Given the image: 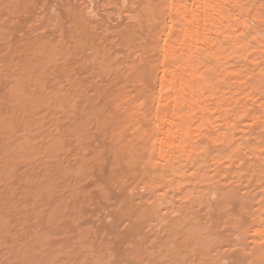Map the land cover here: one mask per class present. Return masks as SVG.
Returning a JSON list of instances; mask_svg holds the SVG:
<instances>
[{"label":"bare ground","instance_id":"1","mask_svg":"<svg viewBox=\"0 0 264 264\" xmlns=\"http://www.w3.org/2000/svg\"><path fill=\"white\" fill-rule=\"evenodd\" d=\"M99 4L96 5L95 0L93 5L95 9L93 10H96V6L98 7V14L101 15L100 22L106 25L109 29L107 31L114 32L112 36L118 38V43L114 44L116 40L113 42L112 39L100 42L101 40L105 41L102 36L98 37L101 39L99 41L96 40L97 37L94 38L93 34L94 37L89 36L88 25L85 30L84 23L87 18L84 19V16L86 17L83 15L86 12L84 8V10H80V12L83 11V14L79 13L80 17L74 22L75 28H77L75 31L82 33L75 42V50H79V45L83 46L84 41L86 45L91 43L89 47L90 50H93V54L89 53L88 56L92 57L93 55L94 59L92 60L100 63L103 71L115 74L114 76L118 79L114 89L118 93L126 92L132 95L137 93V96L139 94L141 102L132 105V101L130 104L137 110L134 109L135 114L129 106L135 116L133 114L131 116L132 112L130 113L127 107L129 104L125 108L128 109L130 114L127 113L131 118H137V121L133 119L134 123L136 122L138 125V123L144 124L143 122H145V126H147L140 125L145 130L141 129V133L136 132L139 134L137 137L135 131L132 130L133 135L135 134L134 138L136 137L139 143L140 139L143 140L142 145L135 144L139 149L137 147V150H132L135 147L134 143L132 144L131 136L133 135L130 131L134 127L127 125L129 123L126 118L129 116L126 113L127 110L123 112V116L124 113L127 116L122 120L123 116L120 117L122 122L120 126L118 124L120 128L118 130L127 133L124 130H127L128 127L130 135H122V137H126L123 139L127 146L124 147L126 153L123 152L119 155L124 164L123 170L121 169L123 164L119 161L122 166L119 164L118 170L114 165L111 166L117 170L118 174H114L116 172L114 170V173L110 172L109 178L107 173L103 174L107 177L106 180V177L103 178L105 184L108 180L107 185H112V188L115 185V187H120L119 190L121 189L119 195L114 196V192H112L114 201L110 196L109 199L112 202L108 200L109 203L105 202L106 204H104L108 209L110 208L109 214H106L108 215L107 219L113 217V221L111 220L108 225L109 222L106 224L107 219L105 220L103 216L100 215L101 218L99 216L97 218V220H101H99L100 223L105 221L104 225L108 226H104L107 228L105 230L108 231L110 226L108 232L112 233V237L115 238L114 245L110 248L111 252H105L107 246L100 252L105 253L104 255L107 257L103 255V258H106L107 264L108 260L110 264H156L157 261L159 264L164 261L166 264H170L173 259L177 260L178 264H264V0H101ZM114 28L116 30H113ZM117 44L121 47L118 48ZM53 49H50L51 53L48 58H51L50 61L54 56L60 55L57 48ZM56 59H60V57ZM84 60L86 61V59ZM98 63L97 65L93 64L97 66L93 67L98 68L96 74L101 71ZM7 65H5L6 68L4 66V70L9 76V81H6L5 94L1 96L0 102L9 105L12 123L5 127L10 128L15 124L20 129L26 125L25 123H28L29 129V124L32 125L31 122H28V118L25 122L27 113L24 112V109L26 111L29 109V105L19 90L18 81L19 77L28 76L30 70L28 66L23 67L20 62L16 64L13 60H10ZM77 67L80 68V65L77 64ZM100 74L103 76V72ZM76 76L78 77V75ZM113 77L110 76L109 79ZM68 81L70 82L69 79ZM105 81L108 80L105 78ZM105 81L103 82L105 83ZM95 84L93 83V85ZM93 85H91L92 91L97 94L100 89L98 93L101 94L99 85ZM82 86L84 85L80 84V87ZM85 86L82 91L87 92V95L83 96L82 92L81 97L82 99L86 97L84 102L93 98L89 97L91 96L89 94L91 87L85 91L84 88H87ZM80 87L79 91L81 92ZM93 87L97 89L95 90ZM65 89H62L63 91L57 89L56 94L63 92L60 95L61 99L60 97L57 99L58 97L56 98L53 94L54 100H51L52 97L48 98L51 102L44 101L42 106H50L48 109L51 112V106H55V104L58 107L55 106L53 111L65 108L64 112H61L66 113L68 112L67 105L70 107L69 109L73 110L74 105L71 106V104L75 103V107L78 105L76 103L80 100V93L76 94L78 102H73L76 97L71 94L74 95L77 89L71 91V94L67 93L71 98L64 95ZM67 89L66 91H70ZM73 97L75 98L73 99ZM133 100L135 99L133 98ZM82 102L79 103L80 107L85 104L84 102L81 104ZM107 102L105 100L103 104H108ZM61 103L64 104L63 109ZM89 104L90 102L86 105L89 106ZM103 104L101 106V109L103 107L102 110H104H101L103 113L106 109L112 108L106 104L103 106ZM86 105L85 108L88 111ZM80 107L74 109L80 110V113L84 112V109L81 110ZM105 107L107 108L104 109ZM56 108L57 110H55ZM18 109L23 110L22 114L18 113ZM75 110L72 112L74 115L71 112H68V115L76 118L75 115L79 111L74 113ZM138 110L144 111L139 112ZM61 112L58 114H62ZM97 112L94 113L97 114ZM66 114L64 115L67 118ZM91 114L93 115V112ZM91 114L90 112L82 114L85 116L81 120L82 116L80 117L81 114L78 113L77 117L80 118L71 121H77L80 124L81 121L91 119ZM105 115L102 118L100 115V119H97L99 121L103 119L102 123H104L110 119L107 116L105 118ZM65 116L63 117L65 118ZM53 118L50 120L53 121ZM94 118H92L93 123L95 122ZM131 118H128L129 124L133 125ZM57 119L58 117L55 119L56 122ZM59 120L57 125L62 124L63 126ZM63 120L65 121V119ZM83 122L84 125L88 121ZM89 123L91 126L94 125L91 124V121L87 124L89 125ZM79 124L75 125L76 130L82 128L80 130L83 131L88 127L85 124L83 128L80 124L81 127L78 129ZM97 124L96 129L99 131L105 128L101 123ZM72 125V128L68 125L69 131L73 130L74 124L72 123ZM90 125L88 128L94 129ZM116 125L115 128H117ZM62 126H59V129ZM52 128L54 129V127ZM56 129H54L55 132L58 130ZM65 129L67 128L64 126L63 131L58 130L56 133L58 136H55V133L52 135L54 131L50 132L51 136L49 137H54L48 138V143L47 139L46 141L42 140L46 156L54 157L59 153L56 151L63 149L62 146L67 141L64 138L62 141L60 137L62 138L66 134L65 132H68ZM90 131L85 129L86 136H84V132L80 135L73 130L74 134L77 132V137H88L87 133L90 135L93 132ZM10 132L16 134L15 129H11ZM102 132L104 133V131ZM103 133L99 134L103 135ZM120 134H118V138L122 139ZM129 136L132 139L131 142L128 140ZM98 138L105 143L107 141L102 140V137ZM84 141H86L85 138L82 142ZM127 141L133 145L128 142L133 148L128 145ZM68 142L72 143V141ZM134 142L136 143V141ZM102 143L100 145L103 152L104 144L102 145ZM100 145L99 147H101ZM93 147L95 148V146ZM115 147L117 146L114 145ZM99 149L101 150V148ZM115 151L113 153L118 154V151L116 153ZM48 153L50 154L48 155ZM79 160L83 161V159ZM84 166L87 168L86 165ZM100 170L102 171L103 168ZM85 171L81 170L84 175H86ZM98 175L101 177L100 174ZM98 188L100 189V187ZM116 192L118 193V190ZM116 192L115 194H117ZM108 193L110 194V192ZM42 220L43 218L40 221ZM123 223H125L124 227ZM118 235L119 237H117ZM104 237L106 238V236ZM170 259L172 261L169 262ZM166 260L168 261L166 262ZM155 261L156 263H154ZM106 262L104 261V263Z\"/></svg>","mask_w":264,"mask_h":264},{"label":"rangeland","instance_id":"2","mask_svg":"<svg viewBox=\"0 0 264 264\" xmlns=\"http://www.w3.org/2000/svg\"><path fill=\"white\" fill-rule=\"evenodd\" d=\"M99 1L101 0H96V5L99 4ZM94 4H95V0H86L85 2L84 0H0V98L1 96L5 94L6 81L7 82L9 81L8 79L9 76L6 75L7 72L4 70L6 68L5 65L10 63V60L11 61L13 60L14 62H16V64H19L20 62V64L23 65V67L28 66V69L30 70L29 75L23 78L19 77L18 87H19V90L23 93L26 103L29 105V109H28L29 111L28 110L26 111V109H24V112L27 113V117H25L26 119L25 122L27 121V118H28V122H31V125H32L30 126L29 124V129L27 126L28 123H25L26 125H23L20 129H18L15 126V124L12 125L10 128H6L5 126H9L12 123V119L10 118L11 114L9 112L11 111V109L10 107H8L9 105H5V103L2 104L1 103L2 101L0 102L2 104V105L0 104V264H107L106 262L107 257L106 255H104L105 253H100V252H102L103 251L102 249L105 248L106 246H107L106 247L107 249L105 250V252L112 251L110 248L114 245L113 240H115V238L112 237L111 235L112 233L108 232L110 229V226H109L108 231L105 230V228L108 227L106 225L108 222H109L108 223L109 225L111 220L113 221V217H108L107 219L108 215L106 214H109L110 208L108 209V207L104 204L109 203L111 201V199L109 198L111 197L113 198V201H114L115 200L114 196L119 195L120 194L119 192H121L120 191L121 189L119 190L120 187L119 188L117 186L115 187V185H113L114 186L113 188L111 187L112 185L110 186L107 185L108 180L106 181V184L104 182L107 179V177L109 178L110 176L109 174L111 171L112 173L116 171L114 173L116 174L119 167L122 166L120 163L123 164V161L122 159L119 158V155L123 152L126 153V151H124V147H127L125 146L126 144H124L126 142L124 141L126 137L124 136H126L127 134L130 135V132L132 133L133 131H135L134 133L136 135L135 134L134 135L137 137L139 135L138 133H141L142 132L141 129H143V126H140V125L145 126L146 124L145 122L141 121L139 118V120L143 122L144 124L138 123L137 125L136 122L135 123L133 122L134 120L137 121V118L136 119H134V117L131 118L133 111H130V107H131L130 104H132V101H133L132 105H135L136 102H141L142 99L139 100L140 99L139 94L137 96V93H133V95L131 93H126V92L118 93L114 89L116 87L115 82L118 79L116 76H114L115 74L113 75V74H109L106 71H103L104 69L101 68L100 63L96 62L95 60H92L94 59L92 58L93 55L92 57L90 55L88 56L89 53L93 54V50L91 49L92 50L91 51L89 47V44L91 46V43H87L88 45H86V42L84 41L85 43L84 45L86 46L84 47L82 43L83 46L80 47L79 45V48L76 47L79 50L77 49L75 50V44H76L75 42L79 38V35H81L82 33H79V31L77 30H76L77 32L75 31V29L77 28H75L74 22L80 17L79 13L83 14V11L80 12V10H84V8L86 9V12L83 14V15H86V17L84 16V19L87 18L86 23H84L86 26L85 30H87V25H88V30L90 29V31H88L90 32V34L88 33L89 36L90 37L95 36L94 37L95 39L97 37L96 39L97 41H99L100 39L98 37L102 36L103 37L102 39H105V41H102L100 39L101 40L100 42H107L109 41V39L110 40L112 39L113 42L116 40L114 44L118 43L117 42L118 38L115 36L113 38L112 36L114 35V32H112V30H110V32L107 31L109 29L106 27V25L100 22L101 15L98 14L97 6H96V10H93L95 9L94 8L95 6H93ZM91 7L93 8L91 9ZM66 28L70 29L71 31L70 30L66 31L68 30ZM113 30H116V28H114ZM91 32H94L96 34L98 33V34L96 35ZM117 46H119L118 48L121 47L118 44ZM54 47L57 48V51H60L59 52L60 55L54 56V58L52 57L53 60L50 61L51 58L48 59L51 53L50 49L52 50ZM71 49H72V52H70ZM83 51L84 52L86 51V52L84 53ZM80 54H81V57H80ZM61 55H63V57H61ZM57 57L58 58L60 57V59H56ZM83 58L86 59V61ZM79 60L80 61L83 60V61L80 62ZM83 63L85 66H88L89 68L85 67ZM97 63L99 64L98 66H99V69L101 70L100 72L101 73L103 72V76L105 77H103L100 74V72H97L96 74V71H97L96 69L98 68H95L97 66L93 64L97 65ZM77 64L78 66L80 65V68L77 67ZM116 64L118 65L119 63H116ZM85 69L86 71H84ZM75 74L78 75V77ZM91 76H92V79H91ZM110 76L111 77L114 76L115 79L114 77L109 79ZM67 78L70 80V82L74 80L73 81L74 84L73 83L70 84ZM105 78L108 81H105ZM79 81H81L82 83ZM103 81H105V83ZM84 83L88 84V85L86 84L87 88H84L86 89L85 91H87L91 87V85H93V83L94 84L98 83L93 86L99 85L102 91L101 94L98 93L100 89L97 91V94H96V92L92 91V87H91L89 91V94L91 96L89 95L88 96L91 98L93 97V98L92 100L88 99L89 101L84 102L86 97H83L85 99L81 98L83 95L82 92L84 91L82 89L85 86ZM80 84L84 86L80 87ZM106 84H109V85H106ZM62 86L66 89L68 88L67 90H70V91H66L65 89L64 95L66 97L67 96L70 97L67 93L71 94V91H74V90L76 91V89H77V92L76 93L72 92L75 94L74 95L71 94V96L76 97V94L78 92L80 93V95L78 93V95L80 96L78 97L80 98V100L82 99V101L85 104L82 101H80L77 97L76 98L73 97V99L75 98V101L73 102H78L79 100V102L76 103L78 104L76 105L78 109L80 107L79 103L82 102L81 104H84V105L83 107H80V108L81 110L84 109V112L86 113L84 112L80 113L81 112L80 110L76 111L75 103L71 104V106L74 105V108H75V109L73 108V110H75L74 113L79 111L78 113L81 114L80 117L82 116L81 120H83V117L85 116V115L83 116L82 114H87V113L89 114V112L91 114V112H93V115L91 114V117L94 118V114L96 113V111H98L97 114H95L94 123L92 122L93 121L92 118L89 120L86 118L88 117V115H86L85 117L87 120L84 121V122L91 121V124H94L92 125L94 129L88 128L90 125V123L89 125L87 124L88 122L84 123L83 121H81L80 123V124H82V122L84 123V125L82 124L83 128L85 124L88 126L87 128H84V130L89 129V131L91 130L90 132L93 131L90 135L87 133L88 137H84L86 136L85 132L87 131L84 132V130L83 131L80 130L82 128H80L81 125L77 121L75 122L71 121L73 119L77 120V118H80V117H77L78 113L75 115L76 118H74V116L71 117L74 114L72 113L73 110L69 109L70 107L68 105L67 106L65 105V106L68 107L66 110L69 113L71 112L72 115L70 116L68 115L69 114L68 112H66L67 114L62 113L64 112V109H65V108L63 109V105H64L62 104L63 102L61 103L62 104L61 108L63 110L59 111V108H58L59 112L53 111L54 110L53 108H55L56 106L55 103H53L55 104V106L54 105L51 106L52 112L50 109H48L50 108V106L48 107L47 105H45V107L42 106L43 105L42 103H44V101L51 102V100H54L53 98L55 97L56 98L58 97L57 99H59L60 95L63 92L57 93V94L56 92H57V89L58 91H61L62 89H64ZM79 87H80L81 92L79 91ZM93 88L96 90L98 86L97 88L95 87ZM83 93H84L83 96L87 95L86 94L87 92H83ZM103 93H104V96H102ZM53 94H55V97H52ZM64 95H63V98H65ZM51 97L52 99L51 100L49 99L50 100L49 101L48 98H51ZM133 98L135 100H133ZM105 100L108 101L107 102L108 104L106 103L105 104L108 105L109 107L111 106L112 108L106 109L108 106L105 107L104 109L106 110H105V113H103L101 112V110L103 109V107L101 109V106L105 102ZM101 101H104V102H101ZM88 102H90L89 106L86 105L88 104ZM19 104L20 103H18V106H20ZM98 104H99V109H98ZM105 104H103V106H105ZM85 105L86 107H88V111L89 109H91L90 106L92 105L93 110L91 109L92 111L90 110L88 112L87 108H85ZM126 105L130 113L132 112L131 116L129 115L130 113L128 109L125 108ZM114 107L115 109H113ZM134 109H135L134 107H131V110H134ZM20 110L21 112H19ZM20 110L18 109V113L22 114L23 110L22 109ZM55 110H57V108ZM107 110L109 111V113ZM135 110H134V114L137 111ZM125 111L126 113L127 112L129 113V114L127 113L129 115L128 117H126L127 116L126 113H124L125 115L123 116V112ZM140 111L143 112L144 110H140ZM60 112L63 115L58 114ZM99 112H100L101 118L102 116L104 117V115L106 114L105 118L106 116L108 118L110 117L111 121L110 119H107V120L105 119L106 120L105 121L106 123L104 122L105 124L102 123L103 119L99 121L97 119L100 116ZM64 114L67 115V118L70 117L69 118L70 120L67 119ZM111 114L113 117L111 116ZM55 115H57L56 118L58 117L57 122L60 119L59 122L63 123V126L62 124L59 125V126H62L60 127L61 129H59V126L57 125V122L55 121L56 119ZM121 115L123 117H121ZM63 116H65V118ZM117 116L119 117L117 118ZM51 117L53 118V121L50 120L52 119ZM120 117H121V120L124 117H126L129 123H130L129 119L131 118V121L134 124L132 125V124L127 123V125L133 126L134 129H131L130 131L129 130L130 128L127 127V130H124V132H127V133L120 132V130H118L120 129L118 127V124L120 126V123L122 122L120 121ZM61 118L65 119V121ZM66 120L70 121L71 123L70 122L68 123ZM98 121L99 123H101L102 127L103 126L105 127L104 129L101 130L102 127L100 126L101 131L96 129L97 128L96 124L98 123ZM76 122L77 124H79L78 129L80 128L79 129L80 131L76 130V127H75V125L77 126V124H75ZM72 123L74 124V128H73L74 131H77V132L79 131L78 134L84 132V134L82 133L84 135L83 137L82 136L77 137L76 136L77 132H75L74 134L72 129H71L72 131L68 130V125L69 127L72 128L73 126ZM99 123L97 125H99ZM113 123H114V126L112 125ZM115 125L117 126V128H115ZM134 125L135 126L137 125V126L135 127ZM64 126L67 128L65 130L68 132H65L66 134L63 135L66 138L62 136L63 132L61 133L62 138L60 137V139L62 140L64 138L67 141V142H64L63 146H62L63 143L60 141V143H62L61 146L63 147V149L59 150V147H58L57 149L59 151H56V153L58 152L59 153L58 154L54 153L55 154L54 157L53 156L49 157L50 153H48L49 156H46L45 151H44L45 148L43 147L44 143L42 142V140L45 139L43 141H46L47 139L46 142L48 143V138L52 139L54 137V136L49 137L51 136L50 132L54 131L52 135L55 133L54 135L56 136L57 135L56 133L58 132V130L60 132L61 130L63 131ZM52 127H54V129L58 127L57 128L58 130L56 129L57 131L55 132V130ZM51 128L53 129V131ZM123 128L126 129V127H123ZM11 129L16 130V134H15L16 136L10 132ZM25 129L28 130L27 133ZM102 131H104V133L106 134L104 135ZM117 131L119 132L116 133ZM98 132L103 133L104 136L99 134ZM110 132L111 134L112 133L114 134L109 135ZM97 133L99 134V136ZM120 133H123V134H120ZM118 134L121 135V136L119 135L120 137L124 135L122 139L118 138ZM66 135L67 136L69 135L68 137H70V139H67L68 137ZM134 135L131 136L133 140L131 139L130 136H129L130 139L128 137L127 138L128 140H130V142L131 140L133 141L132 144L134 143L135 148L132 150H137V147L139 146V144L142 145L141 143H143L142 142L143 140L140 139V143H139L138 142L139 140H137L136 137L135 139ZM98 137L100 138L102 137L101 139L104 141L107 140L106 143L101 141ZM80 138H82L83 140L85 138L86 140L84 141L85 143L82 142L83 141L82 139H81L82 141L79 140ZM138 138H141V137H138ZM115 140H117L116 141L117 144L116 143L113 144ZM68 141H72V143ZM94 141H95V144H94ZM134 141H136V143ZM107 142H108V145L110 143L109 145L110 147L107 145ZM128 142L129 141H127V143ZM101 143L102 145L104 144V146L107 147L106 148L103 146V152H102V146L100 145ZM129 143L128 145L131 144ZM83 144H86V145H83ZM135 144H138V146ZM92 145L95 146V148ZM99 145L101 147H99ZM114 145L117 147L114 148ZM131 147H129V149H131ZM97 148L98 149L101 148V150L100 149L98 150ZM112 150L113 151L117 150L118 152L115 151V153L117 152L118 154H114ZM54 154H51V155H54ZM79 159H83V161H80ZM99 163H101L102 165L104 163L105 164L103 166L101 164L100 166H98ZM84 165H86L87 168ZM113 165L115 169L117 168L118 169L115 170L114 167H111ZM108 166H109V169H108ZM102 168L103 170H105L104 172L103 170L102 171L100 170ZM122 168H124V164H123V167H121V169ZM82 169L84 171L86 169L85 171L86 175H84V173L81 172ZM80 173H82L81 174L82 176L80 175ZM112 173L111 175H114ZM98 174H100L101 177H99ZM103 174H106L107 177L106 175H103ZM103 178H105V180ZM98 187H100V189ZM114 188L115 189L118 188L117 189L118 193L116 192L117 190H115ZM107 191L110 192V194ZM112 192H114V196ZM115 192L117 194H115ZM97 193H98V196L100 195L99 198L101 201L98 199V196H96ZM108 200L109 202H107ZM100 215L101 217L103 216L105 220L107 219L106 220L107 222L105 225H104L105 221L104 223H102L103 221L100 223L101 220L100 219H99L100 221L97 220V218H99ZM42 218L43 220L40 221ZM104 226L106 227L104 228ZM122 226L124 227L125 223H123ZM104 236H106L107 239ZM117 237H119V235ZM103 255L106 257L105 259L103 258ZM104 261L106 263H104ZM167 261L168 260H166V262ZM170 261H172V259H170L169 262ZM154 263H156V261ZM164 263L165 261L162 264ZM108 264H110L109 260H108ZM156 264H159V262L157 261ZM170 264H178V261L173 259V261Z\"/></svg>","mask_w":264,"mask_h":264}]
</instances>
